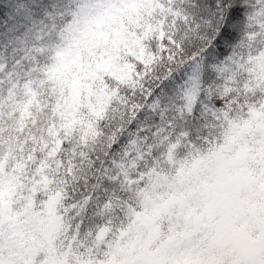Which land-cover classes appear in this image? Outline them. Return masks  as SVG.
<instances>
[{
    "label": "snow or ice",
    "instance_id": "1",
    "mask_svg": "<svg viewBox=\"0 0 264 264\" xmlns=\"http://www.w3.org/2000/svg\"><path fill=\"white\" fill-rule=\"evenodd\" d=\"M0 264H264V0H0Z\"/></svg>",
    "mask_w": 264,
    "mask_h": 264
}]
</instances>
